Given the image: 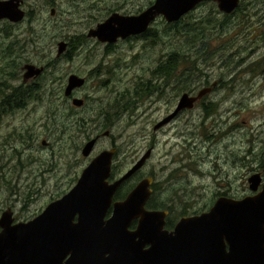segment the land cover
<instances>
[{"label": "rangeland", "instance_id": "obj_1", "mask_svg": "<svg viewBox=\"0 0 264 264\" xmlns=\"http://www.w3.org/2000/svg\"><path fill=\"white\" fill-rule=\"evenodd\" d=\"M32 2L34 5L31 7L33 13L30 19L27 18L25 24L13 29L12 36L15 32L25 34L31 44L44 46L51 64L52 61H58L56 69H50L51 78H62L57 84L52 101L46 103V107L53 109V112L51 115L49 111L45 113L47 117L55 115L56 129L55 134L50 137L46 134L33 137L28 130V117L23 119L21 115L10 120L11 124H15V131L9 135L12 127L5 125L9 117H0V162L8 161L11 157L19 159V164L13 161L11 173L0 178L2 207L13 206L18 216L26 218L43 210L52 197L69 191L74 186L80 169L88 162L78 150L97 136L102 140L94 152L108 145L109 149H115L114 180L124 175L147 152L149 145L154 143V153L150 154L144 166L127 179L121 188L129 187V191L140 180L151 177L152 186L156 184V188L149 203L153 200L161 208L170 207L175 214L182 211L198 212L212 206L223 192L232 199L253 195L248 179L253 174H259L262 179L264 177V0H243L239 5L242 9L228 15L222 14L215 3L205 1L187 13L179 24L167 23L160 16L154 20L155 25L140 37H128L111 43L108 52L114 53L112 61L115 68L112 70L116 66H122L113 74L115 85L109 87V140L104 136L107 127L86 136L89 129L100 122L104 123L106 117V99L100 98L101 102L97 103L105 108L98 112V122L94 114L96 105L90 99L97 90L94 87L96 79L90 80L86 73L87 87L76 97L87 104L86 108L73 106L70 99L63 98V90L61 91L66 84L63 83L64 77L68 79L70 74H85L97 60L104 57L101 50L104 45L97 48L94 40L83 36L68 41V33L73 32L72 29L79 30L78 35L80 31L88 33L107 18L108 11L109 16L113 13L137 15L152 5L154 0H86L90 3L89 6L98 7L89 8L88 17L81 10L67 16L68 18L61 12L60 4L64 2L66 10H69L67 0H55L56 9L50 6V0ZM245 5L249 9L244 10ZM95 10L97 11L94 12ZM90 16L94 18L91 19ZM72 21L78 23L77 27L71 25ZM11 26L8 22H0V32H9ZM154 33L161 45L154 42ZM86 41L88 48L84 50L88 51L78 52V46ZM60 42L68 44L67 55L71 56L70 61H66L64 57L59 59L63 64L56 58ZM11 48L14 59L18 61L24 58L20 47L12 44ZM137 51L142 56L140 60H133L137 55L131 60L123 58L124 53ZM179 52L182 56L178 60L174 78L167 81L160 75L152 74L155 68L158 70L160 66H168L169 57ZM95 53L97 59L93 56ZM30 59L37 60V56ZM15 62L9 61L5 69L10 71ZM104 62L105 60L102 61ZM106 75L109 83V71ZM140 75L141 82L137 83ZM133 81L136 82L131 85ZM209 88L211 92L205 95L201 104L195 105L192 110H185L163 130L153 132L159 119L168 117L174 111L182 93L196 95ZM153 92L157 93L143 95ZM136 93L145 99L138 102ZM94 98L96 102L97 98ZM187 104L188 101L184 105ZM139 112L140 115L130 119L132 114ZM32 114L37 117L34 112ZM59 115L67 125L66 130H60L62 122ZM142 115L143 121L140 123ZM206 117L208 118L204 124L214 119L218 126L213 128L205 125L207 130L203 132L201 121ZM37 118L39 123L34 120L32 125L40 128L42 121ZM74 123L80 125L73 127ZM219 127L221 128L217 130ZM190 131L194 132V136L197 133V136L195 144L190 145L188 158L183 164L192 162L195 165L191 163L188 166L191 171H173V167H181V162L171 165L173 156L176 155L179 159L181 154L185 155L181 147L182 137L187 138L189 143L192 142L188 135ZM57 136L59 140L55 143ZM49 143L56 145L50 147L47 145ZM15 148L20 154L16 153ZM33 149L34 152H30ZM21 152H28V157H34L27 169L36 168V172L32 171L30 174L22 168L26 160ZM196 155L204 157L199 160ZM8 167L9 164H1L2 169ZM46 167L50 168V172L42 181L36 176L39 170ZM171 218L173 219V215Z\"/></svg>", "mask_w": 264, "mask_h": 264}, {"label": "water", "instance_id": "obj_2", "mask_svg": "<svg viewBox=\"0 0 264 264\" xmlns=\"http://www.w3.org/2000/svg\"><path fill=\"white\" fill-rule=\"evenodd\" d=\"M204 1L215 2L226 14L237 6V0H154L138 15L113 13L89 36L114 43L145 31L159 15L175 22ZM23 17L12 1L0 2V19L19 22ZM64 49L65 44L60 43L58 55ZM82 82L71 76L65 95ZM207 91H200L197 98L183 96L178 109L191 108ZM186 100L188 104L184 105ZM73 103L81 105L78 100ZM94 143L92 140L84 146V157ZM114 153L112 149L99 154L67 194L31 221L11 226L10 214L4 213L0 221V264H264V223L262 226L257 221L264 211V185L254 197L239 201L219 198L208 213L182 218L168 231L164 229L167 212L145 208L152 194V178L142 179L124 200L113 202L118 188L144 166L150 151L108 185ZM248 181L249 189L256 191L259 175ZM110 208L111 215L106 219ZM133 222L134 228L130 229ZM251 252L255 255L242 256Z\"/></svg>", "mask_w": 264, "mask_h": 264}, {"label": "flooded vegetation", "instance_id": "obj_3", "mask_svg": "<svg viewBox=\"0 0 264 264\" xmlns=\"http://www.w3.org/2000/svg\"><path fill=\"white\" fill-rule=\"evenodd\" d=\"M9 1H12L13 4L17 5V9L24 13V17L19 22H11L7 18L0 19V22H8L10 25H12L9 32H7L6 30L0 32V47H2L0 49V117L1 116L9 117V119L5 121V125L6 126H9V127L11 126L12 127L11 131H9L10 132L9 135H11V132L14 133V131H15L14 130L15 124L14 123L11 124L10 120H12L14 116L20 117L22 115L23 119H26L28 117V120L30 122V125L28 126V130L31 131L33 137L38 138L40 135H44V134H46L47 136L50 137L52 134H55V129H56V127L54 126V119H55L54 116L55 115L50 117L51 113L53 112V109L47 108L46 107V103L49 100L52 101L53 97L55 96V89L57 87V84H58L59 80L62 78L61 76H55L54 78H51L50 69L51 68L56 69L55 68V64L56 63L58 64V61H52V64H51V60L49 59V56L45 52L44 46L43 45H40V46L36 45L35 46V45L31 44L30 39L26 38L25 34H22L21 32H15L13 34V36H12L13 29L17 28V26H21V25L25 24L24 21L27 18L30 19L31 15L33 13V10L31 9V7L34 4H33L32 0H0V2H9ZM67 1L69 3H66V2L65 3H66V5L70 6L69 10H66L65 5H63L64 2H60V4H61V12L65 14L66 18H68L67 16H70L71 14H76V13L80 12L81 10H84V13H85L84 16L88 17L89 8L94 7V9H96L98 7V5H96V7L94 5L93 6H89L90 3L86 2V0H67ZM95 2H96V0H95ZM242 3H243V0H237V6L235 8V11L242 9V6L239 7V5H241ZM49 4H50V6L52 8L56 9L57 4L55 3V0H50ZM108 4H109V2H107V5ZM150 6L151 5H149L145 9L149 8ZM243 9L247 10V9H249V7L245 5V7ZM96 11L97 10H95L94 12H96ZM70 12H72V13H70ZM140 13H138V14H140ZM53 14H54V10H52V12H51V15H53ZM98 14L99 13H97V15ZM107 15H108L107 18L103 22H105L109 18V11H108ZM131 15H135V14H131ZM158 17H160V16H157L156 18H158ZM90 18L93 19L94 17L90 16ZM156 18H154V20ZM70 20L74 21V18H71ZM154 20L151 22L152 24L151 23L149 24V26L147 27V29L145 31H143V32H141L139 34L126 36V38H128V37H133V38L140 37L141 34L145 33L149 29V27H153L155 25L153 23ZM103 22L98 23L97 26L99 24H102ZM77 24H78L77 22H73V24H71V25H74L75 27H77ZM67 25L69 26L70 24H67ZM95 29H90L88 31V33H86V34H83L82 31H80V35H78V31L79 30L76 31L75 29H72L73 32L68 33V34H70V36L67 35L68 36V41H70L72 38H75V37H78V36H83V37H87L88 39L94 40L95 41L94 45H96L95 47H97V48H98V46L101 47V46L104 45L103 48L101 49V50H103V55L102 56H104V57H101L100 60H97L95 62V64L92 65L90 70L85 72V74H70L68 76V79L66 77H64V82L63 83L66 82V84L64 85V88L61 89V91L63 90V95H64L63 98L64 99H70V101H72L73 106H75L77 108H82V107L85 106V108H86L87 104H85L82 99H79V98H76V97H78L80 95V92L82 90L86 89L87 84H88V79L87 78H89L90 80L96 79L97 84L94 87H97V90L94 91V96H91L90 99L96 105V111H95L96 113H94V114H95V117L97 118L96 119L97 122L99 121V116H100V114L98 112H101L102 110H105V108H106V117H105V122L104 123L100 122L97 125H95L92 129H89L86 132V134H87L86 136H89L92 133L96 134L98 131L101 130L102 127H107V130L105 131L104 136L109 140V87L115 85L113 74H114L115 70L120 69V67L122 65L121 66H116L117 68L112 70V68H115L114 62L112 61L114 53L112 52L111 54H109V52H108L109 51V47L111 46V43H109L107 41L102 42L97 37L89 36V32L91 30H95ZM64 31L65 30H63V28H62V32H64ZM75 32H77V33H75ZM5 35H8V36H5ZM56 35H59V33L56 34ZM14 38H15V40L13 41ZM156 38H157V36L154 33V36H153L154 42H156L157 44L161 45L160 42H158ZM118 40H120V39H118ZM122 40H124V39H122ZM60 43H64V42H60ZM12 44H14V47H20L21 52L24 54V58L23 59H20V60L17 61L16 59H14L13 55H11V53H12V48H11ZM59 44H58V49H59ZM64 44H65V49H64V51L61 54L58 55V49H57V55H56L57 57L56 58L59 60L62 57H64V59L66 61H70V57L71 56L67 55V53L69 51V46H68L67 43H64ZM84 48H88V42L87 41L84 42V43H81L78 46V52H87L88 50H84ZM33 51H35V53H33ZM153 51H155V50H153ZM153 51H151V52H153ZM122 53H124V52H122ZM35 55L37 56V60L38 61L30 59L32 56H35ZM136 55H137V57L134 58L133 60H135V59L140 60V58L142 56H141V54L138 51L137 52H133V53H126V54L124 53L123 58L130 59V58L135 57ZM93 56H95L96 59H97L96 53L93 54ZM105 58H107V59H105ZM11 60H15L16 62L12 66L11 70L8 71V70L5 69V65ZM103 60H105L104 63H102ZM59 62L63 64L62 60H59ZM28 67L31 68V72L32 73L31 72L29 73ZM108 71H109V83L107 81V77L108 76L106 75ZM175 72H176V68H174L172 74L167 77V76H165L163 74L164 72H162L160 69L157 70L155 68V70H154V72L152 74L153 75H155V74L160 75L162 78H165L167 81H169L170 79L174 78ZM86 73H87V78H86ZM90 75H93L92 79L90 78ZM71 76H75V77L78 78V80L80 79L83 82H82V84L80 86L73 87V89L71 90L70 94L68 96H66L65 92H66V88L68 86L69 78ZM137 78L140 80L141 79V75H140V77H137ZM66 79H67V81H66ZM135 82L136 81H133L131 85H133ZM140 82H141V80L138 81L137 83H140ZM210 92H211V88H209L208 91L201 98L196 99L195 102L193 103V106L191 108L184 107V108L178 109L179 101H180V99L183 96H187V98H197V96L199 94V92L196 95L194 93L193 94H191V93L190 94L182 93L181 96L179 97V101L177 102L176 107L174 108V111L168 117L173 115L174 112H176V114L172 118L170 117L171 119L169 121H167L166 123H164V124H162V123L165 122V120L168 117H166V118L161 117L159 119L158 123L153 128V132L156 133L158 131L163 130L164 128L168 127L170 125V123L172 121H174L178 116L183 114V112L185 110H192L195 105L201 104L203 99L205 98V95L209 94ZM156 93L157 92H153V93H147V94H143V95H151V94L154 95ZM162 94L163 93H160V95H162ZM135 95H137L136 99H137L138 102H140L141 99H145L144 96H139L140 94H138V93H136ZM94 97L97 98L96 102L94 101V100H96ZM100 98H105L106 99L105 108L102 107L101 105L97 104V103L101 102ZM75 100L81 101V105L80 106L74 105L73 102ZM44 104H45V106H44ZM152 105H154L153 102H152ZM129 107H131V105H129ZM125 109H127V108L125 107ZM206 109L207 108L205 107V110ZM46 111H49L50 115L48 117L45 114ZM33 112H34L35 116L41 118L42 125H41L40 128L33 127V125H32L34 120L38 122V118L33 116V114H32ZM140 114H141V112H139L138 114H132L130 119H132V118H134V117H136V116H138ZM58 117H59V119L62 122V124L60 125V130L61 129L66 130V128H67L66 123L64 121H62L60 115ZM207 118L208 117H206L204 120L201 121V126L203 128V132H206V130H207L205 125H209L210 127H213V128L218 126V124L214 123V119H212V121H210L209 123L204 124V122H205V120H207ZM142 121H143V115L140 118V123ZM94 122H95V120H94ZM134 122H136V121H134ZM140 123H135V125H140ZM76 124L80 125V123H74L73 127H75ZM220 128L221 127H219L217 130H219ZM229 132H230V129H229ZM188 135L192 139L191 143H189V140L187 138L182 137L183 144H181V147L184 149L183 153L185 155L181 154L180 155L181 157L179 159L176 157V155H174L173 156V161L171 162V165H175L176 163L181 162V167L179 168L180 172L184 171V170L185 171L186 170L191 171V169L187 167V163L183 164V162H185V159L188 158L187 153L189 152L188 149H189L190 145L195 144V136H197V133L194 136V132L190 131L188 133ZM180 136H183V134H180ZM18 137H20L19 133H18ZM58 140H59V136H57V138L55 140V143ZM91 140H94L95 143H94V145L92 147V150H91V152H90V154L88 156H86V157L82 156V150H83L84 147L81 150L80 149L78 150L80 152V155L85 160H88V162L84 165V167H82L80 169V173L76 177L75 184L77 183L83 168H85L92 159H94L97 155H99L103 151H107L109 153V145L106 146V148L100 149L98 152H94L95 148L98 145H100V141L102 139L97 136V137H94V139H91ZM91 140H89V141H91ZM0 145H2L1 140H0ZM47 145L52 147L53 145H56V144L49 143ZM154 147H155L154 143H151L149 145L147 151H150L151 154L154 153V151H153ZM30 152H34V149L30 150ZM207 152H209V150H207ZM16 153L20 154V152L17 149H16ZM21 153H22V156L26 160L25 163H24L25 165H24V167L22 166V168H25V171L27 170L30 174H31L32 171L36 172L35 171L36 168L35 169H27L28 166L31 165L32 162L34 161V157H28V154H29L28 152H21ZM3 154H5V152H3ZM196 156H197V158L199 160L203 159V157H204V156L200 157L198 155H196ZM8 159H9L8 161L5 160L4 162H0V178H5L7 174L11 173L13 161H15V163L19 164V159L17 157H15V158L11 157V158H8ZM138 159H139V157L137 158V160ZM235 159H236V157L234 156V161H235ZM3 163L4 164H9V167L7 169H2L1 168V164H3ZM214 165H216L215 161H214ZM174 169L175 168L173 167L172 170H174ZM38 172H39V174L36 177L37 178H41V180L43 181L48 176V173L50 172V168L46 167V168H43L42 170H39ZM257 175H259V174H257ZM259 177H260L261 183H262L264 181V177H263V179L261 178L260 175H259ZM114 178L115 177L113 176V166H112L110 179H109V175H108V177L106 179L107 184L109 185V183H112ZM75 184H74V186H75ZM260 185L258 187V190L260 189ZM120 189H121V187H119L118 190L116 191L114 198H116V196L119 193ZM67 192L61 193V194L49 199L47 201L46 205L44 206V209L46 208V206L48 204H50L51 202L57 200L58 198H60L64 194H66ZM220 196L228 197V195L225 192L220 193ZM211 207L212 206L209 205L208 207H206L203 210H200L198 212L187 213L186 211H182V212H180L178 214H175L174 212L171 213V211L169 210L166 219L168 217H170L171 215H173L172 227H171L170 230H172L175 227V225L178 223V221L181 218L197 216V215H199L201 213L208 212ZM43 210H41L39 213H37V214H35L33 216L25 218V217L18 216L17 215V211L13 208V206L7 205L5 207H2L0 205V221H1L2 215L4 213H8V214H10V218H11L10 219L11 226L17 225V224H24V223H27L30 220L34 219ZM107 214H109V209L107 211ZM262 218L264 219V214L262 215ZM169 222H170L169 220L166 222V227H167V224ZM226 249H227V247H226Z\"/></svg>", "mask_w": 264, "mask_h": 264}, {"label": "trees", "instance_id": "obj_4", "mask_svg": "<svg viewBox=\"0 0 264 264\" xmlns=\"http://www.w3.org/2000/svg\"><path fill=\"white\" fill-rule=\"evenodd\" d=\"M237 11H239V10H236L234 13H236ZM184 18V17H183ZM182 20V18L180 19V20H178V21H176V23H180V21ZM182 50V52L184 53V51H183V49H181ZM182 55L180 54V52L179 53H173L170 57H169V59H168V62H169V64H168V66H160V70L161 71H163L164 73V75L165 76H170L171 74H172V72H173V69L174 68H177V64H178V60H179V58L181 57ZM181 59V58H180ZM192 163V162H191ZM191 163H189V164H187V167L188 166H190V164ZM193 165H195L194 163H192ZM179 169H175V170H173V171H178ZM171 176H172V174H171ZM153 190L155 191V188H156V184H154L153 186ZM129 188V187H128ZM128 188H125L124 186L121 188V190L119 191V193L117 194V196H116V199L117 200H121V199H123V198H125V196L127 195V193L131 190H127ZM127 190V191H126ZM147 208H149V209H169L170 211H171V213H173V210L172 209H170V207H163V208H161L160 206H158V205H156L154 202H153V200L149 203H147ZM172 221H173V219L167 224V228H171L172 227ZM135 225V223H133V226Z\"/></svg>", "mask_w": 264, "mask_h": 264}, {"label": "bare ground", "instance_id": "obj_5", "mask_svg": "<svg viewBox=\"0 0 264 264\" xmlns=\"http://www.w3.org/2000/svg\"><path fill=\"white\" fill-rule=\"evenodd\" d=\"M115 196V195H114Z\"/></svg>", "mask_w": 264, "mask_h": 264}]
</instances>
